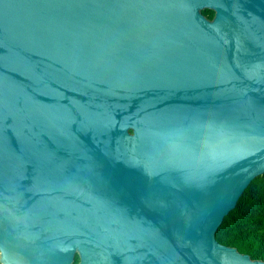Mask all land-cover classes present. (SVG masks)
Wrapping results in <instances>:
<instances>
[{
  "label": "water",
  "instance_id": "water-1",
  "mask_svg": "<svg viewBox=\"0 0 264 264\" xmlns=\"http://www.w3.org/2000/svg\"><path fill=\"white\" fill-rule=\"evenodd\" d=\"M263 173L264 0H0V264H264Z\"/></svg>",
  "mask_w": 264,
  "mask_h": 264
},
{
  "label": "trees",
  "instance_id": "trees-1",
  "mask_svg": "<svg viewBox=\"0 0 264 264\" xmlns=\"http://www.w3.org/2000/svg\"><path fill=\"white\" fill-rule=\"evenodd\" d=\"M202 13L209 19L214 15L209 9H203ZM215 237L221 244L235 247L251 259L264 261V173L248 185ZM78 261L76 255L74 264Z\"/></svg>",
  "mask_w": 264,
  "mask_h": 264
}]
</instances>
